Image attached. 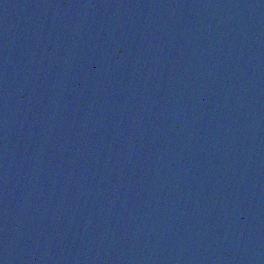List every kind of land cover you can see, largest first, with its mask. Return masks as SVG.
<instances>
[{
    "label": "water",
    "instance_id": "95a60500",
    "mask_svg": "<svg viewBox=\"0 0 264 264\" xmlns=\"http://www.w3.org/2000/svg\"><path fill=\"white\" fill-rule=\"evenodd\" d=\"M0 264H264V0H0Z\"/></svg>",
    "mask_w": 264,
    "mask_h": 264
}]
</instances>
